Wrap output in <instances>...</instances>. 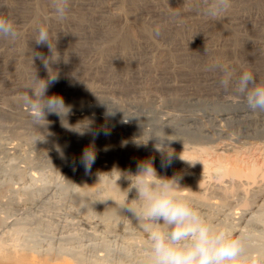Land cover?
<instances>
[{
	"label": "rangeland",
	"instance_id": "374dc122",
	"mask_svg": "<svg viewBox=\"0 0 264 264\" xmlns=\"http://www.w3.org/2000/svg\"><path fill=\"white\" fill-rule=\"evenodd\" d=\"M19 1L20 0H4V1L0 0V6H1L0 16L7 17L14 24L17 21L18 17L22 16V15L21 16H18V15L23 12V15L26 14V17H28V20H30L29 25L34 23L35 25H38V26L56 28V32L59 30L63 31L64 29L63 34L65 36L58 35L59 37H55V36L50 37L51 43H53L54 41H57V43L59 44L58 45L59 47L57 46V43H56L57 47L52 46L53 48L52 50L54 51L56 50L55 52L50 50L51 48L49 47L48 44H46L44 47L42 46L33 47L32 46V44L35 42L34 37L36 36L37 33H32V32L27 31L26 34H19L18 38L14 41L0 39V60L1 58L2 59L4 58L3 60H5V64H7L6 66L9 68V72L12 76V77L10 76V78H12L11 80L13 81L16 80V86L21 88V90L19 89V92H17L18 94L16 93L15 96L13 95V98L17 99V100L14 99L16 100L15 103L12 102L14 100H11L9 102L10 103L9 105L13 108V110L15 108L14 110L15 112H19V109L21 108L22 105L23 106L26 105L25 107L29 106V104L26 103L25 100L26 98L30 97V94H31L30 88H35L37 96H38L39 95L38 92L40 91L43 85V81H39V82L33 81L35 79L31 78V73L28 74V72H31V71L35 72L36 70V72L38 73L40 72L39 75L41 73L44 74L45 76L41 74V78H40V80L44 78L43 79L44 81H49L50 77L54 76L53 82L48 84V85H52L54 84V81H56L59 78V74L56 73L57 71L54 74L53 71H49V69H46V68H48V65L51 64V59H55V55H58L57 52L60 55H63V54L66 55L68 52V55L65 56L66 59L63 60V62L64 61L65 62L62 63L61 66H62V69L63 67H65L64 71H66L67 73L69 72L73 74V75L72 74L69 75L68 73L69 77L67 78H69L70 81L78 82V80L85 78L88 80L91 79L89 80V82H93L91 83V85L93 84V86L96 85L95 83H98L97 86L104 85V84H105L104 86H106L107 84L114 86L116 84L115 87L118 84H120L118 85L119 87L117 86L115 89L117 90V92L113 94V97L115 96L114 99L117 100L119 103L123 104V107L120 110L112 108L111 106H108L106 104L104 105V104L94 103L89 108H86L85 111L89 113L90 115L93 114V116L97 115L105 119L107 118L110 122V128L113 131L116 130L115 131L116 133L118 134L120 133L119 135L123 134L122 136L125 135L126 137H129L132 140L134 139V141H139L142 139L141 141L145 142V144L147 145L145 147V151L148 153L149 152L156 153L155 151L161 150V148L162 149L168 148V150L173 149L172 151H174V148H175L176 153L174 152L172 154L173 156L171 155L172 156L171 159L174 157V160H172L171 165L168 167H162L160 165L159 174L163 175V177H172L174 170L176 168L178 169L182 168V166L183 168H186V169L192 168V169H195L196 171H199L198 173H199L200 179L198 177L196 178L195 182H197V184L194 183L192 187L193 190H190L191 193L193 191L195 192L196 190L197 193L193 192L192 194L194 195L198 194V195H195L194 197L196 196L197 198L201 197L200 199L202 200L204 198V200H206L207 202H211L214 200L213 198L214 191L218 189L217 187L221 183H223V180H224L223 179L224 174H222L223 173L222 170L219 169L220 163L222 164L224 159L226 160L229 158L230 160V158L233 157L231 158V160L232 159L234 160L237 158L236 160H238L240 165L241 166L243 165L244 168L245 167L247 168L249 167V165L251 166L252 164V166L257 169H263L264 167L263 166L264 165L263 163L264 162L263 161L264 160V144H263L264 142L263 141L264 140V113L250 112L247 109L243 98L236 93L234 87L227 90V93L224 95V91H223L224 88H222V86L215 85L214 87L218 89L219 92H213L211 94L212 96L210 98L211 100L204 102V103H202V101H200L199 99L194 100V99H191L190 97L193 94L199 95V94H205L209 92V90L205 89V87L203 86V79L206 76H209L210 74L214 72H217L215 71L213 66L217 62V57L215 56H218V55H216L215 53L212 54L211 52L207 53V51H205L203 45H201L199 42L200 35L206 34L207 37H209V40L211 39L210 40L211 42L215 41V43L219 44V46L222 49H224L222 56L226 58L227 62L229 61L227 64L231 66V71L234 74H239V73L241 74L242 71L243 72L250 71L257 78L258 76H261L262 78H264L263 76L264 73L261 72V69L263 67V63H262L263 59L255 58L252 55L250 56V54L247 53V51L240 49L241 45L239 47L236 46V44H238L239 41L241 42L242 35L251 37L252 33H255V34L252 36L251 39L256 37L255 39L258 38L259 40L262 39V41H264V35H263L264 34V31H263L264 30V0H232L230 9L227 12L223 13L220 17L215 18V19L209 18L203 13V8L205 7L203 0H121V4L119 5L118 10H113L111 12L112 14L106 15L105 17H102L101 19L95 16L93 9L106 8L110 5V2L112 0H90V4L91 2L92 4L88 7L90 8L92 6L93 9L92 8L89 9V8H85V6L77 5L76 3H79V1L77 2V0H70L71 2L73 1L72 2L73 5L70 6L67 17L62 21L57 20L58 18L55 17L56 15L54 14L55 12L52 7L51 0H31L32 2L29 0L28 1L29 4L22 0L21 1L23 3ZM3 8L4 9L7 8V9L4 10ZM87 9H89L90 11ZM120 10H121V13H120ZM237 15L239 16L245 15L244 17L243 16L242 17L243 18L246 17L247 20L245 24H242L241 27H239L240 34L242 33L241 38H238L237 43H234L231 40V35L226 30V28H228L230 25L229 23V20H231L230 18L237 16ZM151 19L153 21L159 20V22L163 26H172L176 21L181 24L183 23L182 25L183 27H185L184 28L185 31H183L184 29H182V31L178 32L173 28L169 30V32L171 31L170 34L169 32L167 34L165 33L163 34L162 32H159V34L157 35L156 32L158 30V27L160 26L157 27L156 25V27H153L151 39L150 38L148 39L147 36H145L142 32H140V30L138 29L139 28L138 26L139 25L149 26L152 24L154 25V22ZM105 23L110 24V25H116L119 27H126V28H131V29L133 28L134 33H133V30L131 29L130 30H131V33L136 35L135 38L138 41L137 43H139L138 46H136V48L133 47V45L131 46L129 45V47H126V46L123 47L122 44H120V42L119 43L118 42L109 43L105 41V43H103L101 39L104 37H101L95 40V42L98 43L96 44L97 45V49H96L90 43L87 44L84 41L80 42L79 41L80 39H78L77 37L76 39H74L75 33H77L80 27H83L84 25H89L92 28L98 29L100 28L101 24H105ZM54 25H57V26H54ZM247 32H250V34ZM245 33L247 34L244 35ZM62 36L66 37L67 40L63 38ZM183 39L184 41L185 39L187 42L189 41L187 46L190 45L189 48L193 50L191 52L196 54L193 56V58H191L192 55L190 54L186 56L184 52V48L181 45ZM24 40H25V43L23 42ZM65 40L67 41L66 43L64 42ZM21 41L22 43H20ZM100 41L102 44H99ZM222 42L226 44V46L223 44L224 46L223 47L221 45ZM61 43L67 47L65 46L61 47L60 46ZM34 44H36V42ZM147 45L149 46L148 49L146 48ZM68 46L70 47L69 49H68ZM77 46H79V48ZM90 46L92 47L90 48ZM143 47L144 49L146 48L145 50L148 53L146 54L147 58H148V55L149 56L152 55L149 58L150 60L147 58L144 59V57L140 55H135L137 53L136 51L138 50V48L142 52L144 50L142 49ZM26 48L28 51H26ZM81 48H83V51ZM127 48L129 49L125 50ZM132 48L133 49L135 48V49L133 50ZM149 49L150 50L152 49L153 51L152 50L150 51ZM29 50L30 51L32 50L31 53H29L30 52ZM61 50H63L64 53H62ZM33 51L34 52L37 51L36 52L37 54L34 53L36 54L34 56H37L39 53L37 57L39 58V60L37 62L40 63V66H38V68L36 69H33L26 63L30 57H33L32 55L31 56L29 55V54H32ZM44 51L47 53L45 54ZM120 51L123 53V55L121 54L122 57L119 63H116L115 61L112 63L113 54L118 53ZM130 51L132 52V54L133 52L134 53L136 52L133 57ZM51 52L53 53L51 54ZM80 52H82L83 54ZM26 53H29V54H26ZM153 53H154V57H153ZM197 53L199 54V56ZM49 54L50 56H48ZM13 55H15L16 57ZM52 55H53V58H52ZM71 55L73 57H70ZM25 56L27 57L29 56L28 59H25ZM46 57L48 59H45ZM69 57L73 59L75 58V60H72L71 62ZM92 58H93V62H92ZM123 58H125V60L121 61L123 60ZM215 58L216 60L214 61L213 59ZM86 59H88L87 61L89 62H86ZM184 59L187 61H185ZM55 61L56 60H53L52 63H54ZM74 61L75 63H73ZM145 61L146 62L150 61V62L146 63ZM189 62H190V66L192 65V67L189 66ZM63 64H66V65H63ZM119 64L121 67H119ZM45 66L46 68H44ZM137 66H139L138 69H137ZM191 68H192V71H191ZM44 69L49 71V74L47 71L45 72ZM135 70L136 71L138 70V71L134 73L133 71ZM140 72H141V75H138L140 74ZM51 73H53L54 75L52 74L51 76ZM118 73L120 74L122 73L121 77L117 76V80L119 79L117 81L118 83L114 82V85H113V83L112 84L110 83L112 82L111 80L110 82L109 80L108 82H106L107 80L104 77L109 76L110 74L112 75L115 74L114 76H116L118 75ZM206 73L207 75H205ZM73 76L75 80L73 79ZM140 76H142V78ZM123 77L125 78L123 79ZM168 77L173 80H177L178 82L184 81L183 83H185V88H184L185 90L179 91L180 93L182 94L185 93V95H187L186 103L181 105V108L180 106H177L176 104L173 105L174 103H172V99H171L172 95L170 94L171 95L170 96L169 93H167L168 90L165 87H164L165 89L163 88L164 84L162 83L164 82V79ZM103 78L105 79V81H102L104 80ZM135 79L136 80L142 79L141 81L145 82L143 83L144 84L143 86L145 88L147 87L146 88L147 90L145 89V93H147L145 94L146 96H148L149 94H152L154 91L153 94H157L158 97L161 96L160 99L163 103L151 105L148 108H144V109L142 107L139 108L140 106L135 105L136 101L138 100L137 99L138 96L131 95L132 90L133 91L135 90V88L133 89V86H132L134 82H135V86H137L136 81H134ZM5 83L6 82H0L1 84L0 86H4V89L3 87H0V96L2 95L5 97V95H7L8 97L9 96L8 93L10 92V90L8 88V85H6ZM125 85L129 86L128 87L129 91L123 88ZM118 90L122 91L123 93ZM125 90L128 91L129 93L131 90V94H128V92H126ZM20 92H23V93H20ZM25 93L29 97H27ZM133 94H136V93L133 92ZM142 99H144V97ZM32 103L36 104L33 99H32ZM176 106L178 109L176 108ZM37 108L39 109V107ZM181 109L185 111L177 112ZM174 111H176L179 114H181L182 112H183L182 114H185V113L193 114V115L195 114V115H198L200 119L198 121L178 120V121H175L174 123H171L172 120L163 121V119H165L164 114L166 115L165 117H169L168 113L169 114L176 113ZM222 111H227L228 115L219 116L220 114H222L221 113ZM44 113L52 115V116L58 115L56 113L48 112L47 109L44 110ZM128 118L130 120H128ZM253 118H255L256 120L258 119L257 120L258 123L256 120L253 121ZM249 119L251 120L249 121ZM125 120H128L129 123L131 122V124L127 126L124 125L123 123ZM167 121L170 122L171 125ZM249 122L254 125H250ZM164 123L165 124L167 123V124L164 125ZM168 124L169 126H167ZM252 126H253V129H252ZM56 133L54 137L56 136L57 139L58 138L61 139L62 137L61 133L62 135L64 134L63 137H65L66 136L65 134L67 132L65 128H62L60 131H58L57 134ZM17 141L19 142V140ZM121 144H124L125 146V143L121 142ZM204 148H206L207 151ZM177 151H178V154H180L179 156L177 154ZM27 152L28 150H26V152L23 151L22 156L16 154L15 152H11V154L10 153L7 154L6 152L5 153L0 152V254L2 253L5 254L7 252L9 253L10 252L12 253L20 252L24 249H25V252L27 253H34V252L43 253V252H47L48 250H51L52 253L57 254L58 252H65L68 249H75V250L81 251L85 257H88V260L89 258L90 260H92L94 259L95 254L97 253L98 255L103 254L102 251H97V250L103 249V244H105L110 250L114 252V254L113 252L111 253L114 258L119 257L120 251L124 249H127V250L130 249L131 255H134L135 253L138 252L136 250L138 245H139L138 247L139 249L140 248L141 250L144 249L143 244L137 242L136 241L137 239L135 237L133 238H135L136 240H134L133 238L132 239L130 238L131 234L137 233L138 230L132 224L130 217L127 215L128 212L126 211H125L126 214L124 212L121 219L119 220V225L125 224L126 228L124 232L128 234L120 238H115L113 236L114 234H112L113 232L109 230L108 231L105 230L106 232L98 230L96 232L93 231V233L94 232L95 233L92 235L95 236V239H94V236L91 235L92 231H90L89 229L88 231L86 229V232H85V230H83L85 228H82L80 225L78 226L76 220L71 216V213H70V210L75 208L74 207L75 205L73 206V204H75L74 201H75L76 193H79L80 191H82L81 187L83 188V185L79 183L80 179H79L78 174L80 175V173L82 172L83 173L87 172L88 175H90V179L92 180L91 186L94 185L93 187L90 188L91 193H92L91 198L93 200L92 201L93 204L91 206L93 210L95 211V215H98V213L100 214L102 213L103 211L102 209L104 207L110 205L109 202L108 203L106 202V197L108 196V192L111 188L117 189L119 191V194H120L119 199H121L123 205L126 202H128L127 193H128L129 188L131 187L130 185L131 181H133V183L135 182L136 177L134 176L137 174V169H133L132 167L130 168L126 166L123 169L120 168L121 170H119L117 168L113 169V168H108L104 166L100 167L98 164H97L98 166L97 168L95 166L96 163H94V164H91L93 165V167H91L90 170L85 171V166H83L82 169L84 170L81 171L80 167H78L77 165H71L67 167L62 166L58 163L49 162L48 159H46L43 156L40 158V161L36 162V158L39 157L38 152L29 151L28 154ZM24 158L26 160H24ZM33 159L36 162V164L30 162ZM177 161H180V162H177ZM187 164L189 165L188 167H187ZM226 164H229V163H226ZM211 169L214 170V173H212L213 170ZM259 176H260L258 177L259 180L261 179L260 181L263 183L264 181L262 179L264 177L261 176V174ZM216 177L219 181L216 179ZM258 178L253 179L252 182H249V184L248 182L245 181V178H244V180L242 179L243 182L241 181L242 184L244 183L243 185L236 183L237 185L235 186L234 184V187H233L232 184L226 183L225 186L223 187L224 189L220 188L222 190V193H224V195L227 196V193H228L227 197H229V200L231 196L232 198H234V199L231 198L232 199L231 203L233 204L235 203L234 210L237 211L238 209L237 207L238 201H236L238 198H236V193L234 194L232 190L233 191L235 190V192L236 190L237 192L243 190L242 192L244 193L248 192V194L247 193L245 194H247V196L250 197L251 194L249 193H251L250 191L252 189L250 186L253 187L254 185H257V183L258 184L261 183L260 181L259 182L257 181ZM253 181H256L254 185H252L254 183ZM194 186L196 189H194ZM208 187H211V188H208ZM235 187L236 189H234ZM28 194L32 195L34 199L36 200L34 201L32 200L33 202L29 201L27 203V198L30 197ZM134 196H135V190L133 189L131 192L128 193V199L131 200L134 198ZM104 198L105 200H103ZM40 201H43V202H40ZM30 203L32 205H30ZM128 203H130L131 206L133 207L136 206L135 202H128ZM215 212L216 211H214L213 213L215 214ZM215 224H216V221H213V225L217 226V224H219L218 220H217V224L216 225ZM133 234L132 236H134ZM131 240H133L132 243H131ZM134 241L137 243H134ZM84 244H92L94 246L90 245V247L89 246L84 247Z\"/></svg>",
	"mask_w": 264,
	"mask_h": 264
},
{
	"label": "bare ground",
	"instance_id": "6f19581e",
	"mask_svg": "<svg viewBox=\"0 0 264 264\" xmlns=\"http://www.w3.org/2000/svg\"><path fill=\"white\" fill-rule=\"evenodd\" d=\"M22 1H25V2L28 3L29 0H22ZM78 1H79V3H76V2H74V3H76L77 5L85 6V8H89L88 6H90L92 4V2L90 4V0L89 1H87V0H77V2ZM72 2L70 1V6L73 5ZM120 4H121V0H112L110 2V5L108 7H106V8L93 9L92 6L90 8L93 9V11L95 13V16L97 18L99 17L101 19L102 17H105L106 15L112 14L111 12L113 10H118V7H119ZM37 6H38V4H37ZM94 8H96V7H94ZM6 9H4V10H6ZM89 9H87V10H89ZM92 9H91V11H92ZM120 13H121V10H120ZM54 14H53V16H54ZM18 16H21V17H18L17 21L15 20L16 22L14 21L15 22L14 23V26L17 29V31H18L19 34H26L27 31L28 32H32V33H37L38 29L44 28V29H46L49 32V36L50 37L51 36L59 37L58 35H64L63 34L64 33L63 32L64 29H63V31L59 30V31L56 32V28L38 26V25H35L34 23L31 24V25H29V23H30L29 21L30 20H28V17H26V14L23 15V12L21 14H19ZM242 16L237 15V16H234V17L230 18L231 19V20H229L230 25H229L228 28H226V30L231 35V40L234 43H237L238 38H241V34L242 33L240 34V31H239L240 28L239 27H241L242 24H245L246 23V20H247L246 17H245L246 19L243 18L245 15L243 17ZM55 19H53V20H55ZM153 22H154V25L152 24V25H149V26H146V25H139L138 26L139 27L138 29L140 30V32H142L145 36H147L148 39L149 38L151 39L153 27H156V25H157V27L160 26V27H158V31L159 32H162L163 34L164 33L167 34L169 32V30H171L173 28L176 31H178V32L179 31H182V29L185 28L182 25L183 23L181 24V23H179L177 21L172 26H163L159 22V20H156V21H153ZM54 26H57V25H54ZM256 27H257V25H256ZM95 29L96 28H92L89 25H84L83 27H80L78 29V31L76 30L77 33H75L74 39H76V37H77L78 39H80L79 40L80 42L81 41H84L87 44L90 43L96 49H97V45L96 44H98V43L95 42V40L97 38H101V37H104V38L101 39V41H103V43H105V41H107L109 43L110 42H114V43L115 42L116 43L117 42L118 43L120 42V44H122L123 47L124 46L129 47V45L130 46L133 45V47L136 48V46H138V44H139V43H137L138 41L135 38L136 35L133 34L134 33V29L133 28L131 29V28H126V27H119V26H116V25H110V24L105 23V24H101L100 25V28H98L96 30ZM130 29L133 30V33H131V30ZM262 30H263V28H262ZM183 31H185V29ZM243 31H245V30H243ZM170 32H169V34H170ZM247 33L250 34V32H247ZM247 33H245L244 35H246ZM201 34H202V32H201ZM254 34L255 33H252V36ZM20 36H22V35H20ZM252 36L251 37H248V36H243L242 35V38L243 39L241 38V42L239 41V43L236 44V46L239 47L241 45L240 46V49H242L244 51H247V53H249L250 56L252 55L255 58H261V59H263V61H262L263 67L261 69V72L264 73V41H262V39L259 40L258 38H257L258 39L257 40V39H255L256 37H254L253 39H251ZM63 38L66 39V37H63ZM66 40L64 41L65 43L67 42ZM210 40H209V37H207L206 34L199 36V42H200L201 45H203L205 51H207V53L208 52H211L212 54L215 53L216 55H218V56H215V57H217V62L218 63L216 62L215 65L213 66V68L217 72H214L212 74H210V72H209L210 75L209 76H206L203 79V86L205 87V89H208L209 92H207L205 94H199V95L193 94L190 97L191 99H194V100L195 99H199L200 101H202V103L207 102V101H210L211 100L210 98L212 97L211 94L213 92H219V90L216 89L214 86L215 85L221 86L220 83H219V81L225 75V73L223 71L224 69H227L228 72H230L232 74L233 79L238 78V76L240 75V73L239 74H234L231 71V66H229V64H227L229 61L227 62L226 61V58H224V56H222L224 49H222L219 46V44L215 43V41L214 42H211ZM101 41H100L99 44H102ZM23 42L25 43V40ZM188 42L186 41V39H185V41L183 39L181 45L184 48V52H185L186 56H188V54H190V55H192L191 58H193V56L196 55V54L193 53V52H191L193 50H191L189 48L190 45L187 46L188 45ZM223 42L221 44L222 46L224 44ZM20 43H22V41ZM56 43H57V41H54L51 44H52L53 47H55L56 46ZM225 43H226V41H225ZM33 44H32L33 47H38V46L39 47L40 46L44 47L47 43L39 44V45L38 44H34L33 45ZM58 45L59 44L57 43V46ZM158 45H160V44H158ZM224 45L226 46V44H224ZM60 46L61 47H64L65 45H63L61 43ZM92 46H90V48ZM147 46H146V48L148 49L149 46L148 47ZM29 47H27V48H29ZM65 47H67V46H65ZM77 47L79 48V46H77ZM27 48H26V51H28ZM50 48H51L50 50L53 49L52 47H50ZM69 48L70 47L68 46V49ZM60 49H62V48H60ZM81 49L83 51V48H81ZM128 49L129 48H127L125 50H128ZM142 49H144V47ZM145 49L141 52L140 49L138 48V50L136 51L137 53L135 52L136 54L134 52L132 54L131 51H130V53L132 54V57L135 54V55H140V56L144 57V59H146L147 58V55L146 54H148V53H147V51ZM43 50H44V48H43ZM47 50H45V51H47ZM63 50H61L62 53H64ZM31 51L29 53H31ZM34 51H35V49H34ZM34 51L32 52V54L26 53V54H29L30 56L32 55L33 57H30L28 59L29 56L28 57L25 56V59H28V61L27 62L25 61V62L27 63V65H29L33 69H36V68H38V66H40V63L37 62L39 60V58H37L38 55H39V53H38L37 56H34V55L37 54L36 53L37 51L36 52H34ZM52 51H54V50H52ZM139 51H140V53H139ZM38 52H39V50H38ZM120 52L113 54L112 63L114 61L116 63H119V61H120V59H121V57L123 55V53L122 52L120 53ZM34 53H36V54H34ZM46 53L47 52H45V54ZM52 53L53 52H51V54ZM80 53H82V52H80ZM245 53H244V55H245ZM57 54L58 55H55V59H51V64L48 65V68H46V66L44 67L46 69H49V71H53L54 74H55L56 71H57L56 73L59 74V78L56 81H54V84L48 85V89H47L45 95L47 97H51V96L61 97L63 99V101H64V104H65V107L67 109V112L65 114L56 115V116H54V115L52 116V115H49V114L44 113V117L43 118H42V114L40 113V111H39L38 108H34L33 109V108H30L29 106L28 107H25L26 105L23 106L21 104L22 106L19 109V112H15L14 111L15 108L13 110V108L9 105L10 104L9 102L11 100L16 99V98H13V95L15 96V94L17 92H19V89L21 90V88H19V87L16 86V80H14L15 82L13 80H11L12 78H10L11 74L9 72V68L6 66L7 64H5V60H3L4 58L3 59L1 58V60H0V82H6L5 84L8 85V88H9L10 92L8 93V95H9L8 97L5 94H3V95H5V97L2 96V95L0 96V97H2V98H0V152H4V153L6 152L7 154L8 153L11 154V152H15L16 154L22 156L23 155L22 154L23 151H25V152H26V150H28V152L29 151H37L38 154H39V157L36 158V162L37 161H40V158L43 156L46 159H48L49 162L58 163V164H60L62 166H66V167L67 166H71V165H77L78 167H80V170L83 171L84 169H82V167L84 166V164L82 163V160H83L84 154H85L86 151H91L95 155L94 163H96L95 166L97 168H98L97 164L100 167L101 166H104V167L113 168V169H116L117 168L119 170H121L120 168L123 169L124 167L127 166V167H130V168L132 167L133 169H137V171H138V166L141 163L150 162L152 164V166L155 168L157 174L159 176H163V175H160L159 174V170H160L159 167L161 165V161L164 160V159L166 160L168 158L167 157L168 156V153L169 154H171V153L173 154L174 152L176 153L175 148H174V151H172L173 149L172 150H170V149L168 150V148L167 149H162L161 148V150L155 151L157 154L156 153H150V152H149L150 153L149 154L148 152L145 151V147L147 145L145 144V142L141 141L142 139L141 140L138 139L139 141H134V139L132 140L129 137H126L125 135L122 136L123 134L122 135H119L120 133L118 134V133L115 132L116 130L113 131L110 128V122H109V120L107 118L105 119V118L99 117L97 115L96 116H93V114L90 115L89 113H87L85 111L86 108H89L94 103H96V104L99 103V104H104V105L106 104V105L111 106L112 108H115V109H118V110H120L123 107V104H121L117 100H115L114 99L115 96L113 97V94H115L117 92V90H115L116 87L118 85H120V84H118L115 87L116 84L114 85V82L116 83L119 80V79L117 80V76L121 77V74L123 72L121 74L118 73V75H116V76H114L115 74L114 75L110 74L109 76L104 77L107 80L106 82H108V80L110 82V80H111L112 82H110V83L111 84L113 83L114 86H112L110 84L109 85L107 84L106 86H104L105 85L104 83H103L104 85H99V86H97L98 83H95L96 85L93 86V84L91 85V83H93V82H89V80H91V79L88 80V79H85V78H82V79L78 80V82H76V81H70V79L67 78V77H69L68 76V73L69 72L67 73L66 71H64V68L65 67H63V69H62V66H61V64L65 62V61L63 62V60L66 59L65 56L68 55V52H67L66 55L65 54L60 55L58 52H57ZM201 54H203V53H201ZM182 55H183V53H182ZM13 56H15V55H13ZM48 56H50V54ZM151 56L148 55V58L147 59H149ZM198 56H199V54H198ZM198 56H197V58H198ZM47 57L45 59H48ZM70 57H73V56L71 55ZM70 57H69V59L71 60V62H72V60H75V58L73 59V58H70ZM153 57H154V53H153ZM52 58H53V55H52ZM85 58H83V59H85ZM7 59H9V58H7ZM53 60H56V61L54 63H52ZM61 60H62V62H61ZM87 60L88 59H86V62H89ZM124 60H125V58H123V60H121V61H124ZM197 60H199V59H197ZM213 60L215 61L216 58L213 59ZM185 61H187V60H185ZM77 62H78V60H77ZM92 62H93V58H92ZM149 62H146V63H149ZM170 62H172V61H170ZM170 62H168V63H170ZM69 63H70V61H69ZM73 63H75V61ZM151 64H153V63H151ZM63 65H66V64H63ZM8 66H9V64H8ZM189 66H190V62H189ZM119 67H121L120 64H119ZM122 67H123V65H122ZM190 67H192V65ZM138 68H139V66H137V69ZM39 69H41V68H39ZM174 70H175V68H174ZM24 71H25V69H24ZM46 71L47 70H45V72ZM49 71H47L48 74H49ZM137 71L135 70L133 72L135 73ZM191 71H192V68H191ZM197 71H198V69H197ZM41 72H42V70H41ZM30 73H31V78L35 79L33 81H36V79L37 80H40L42 73L39 75L40 72L38 73V72H36V70H35V72L34 71L33 72L32 71L31 72H28V74H30ZM52 74L53 73H51V76H52ZM70 74H72V73H69V75ZM42 75H44V74H42ZM75 75H77V74H75ZM138 75H141V72ZM138 75H136V76H138ZM205 75H207V73ZM74 76H73V79H74ZM78 76H79V74H78ZM85 76H87V75H85ZM125 77H127V76H125ZM125 77H123V79ZM140 77L142 78V76H140ZM140 77H139V79H140ZM173 78H175V77H173ZM43 79L44 78H42V80ZM76 80H77V78H76ZM141 80H136V79L134 80V81H136V85L137 86H135V82H134L133 85L130 84V85L133 86V89L135 88L134 91L132 90V94H131V90H130V93L128 92L129 91V88H128L129 86H126L125 85L126 88H125V86L124 87L121 86L124 89H127L128 90V91L125 90L126 92H128V94L135 95V96L137 95L138 96V98H137L138 100L136 101L135 105L140 106L139 108L142 107L144 109V108H148L151 105H156V104L163 103L161 101V99H160L161 96L158 97L157 94H153L154 91H153V93L151 92L152 94H149L148 96L145 95V94H147V93H145V89L147 87L145 88L143 86L144 85L143 83H145V82H142ZM102 81H105V79L102 80ZM257 81L258 82H261V83H264V78H262L261 76H258ZM183 82H178L177 80H173V79H171V78L168 77V78L164 79V82L162 83V84H164L163 85V88L165 87L168 90L167 93H169V95L170 94L172 95V96L171 95L170 96L172 97L171 99H172V103H174L173 105L176 104L177 106H180V108H181V105L185 104L186 103V100H187L186 99L187 98V95H185L184 92H183L184 94H182V93L179 92L180 90H185L184 89L185 88V83H183ZM6 85H5V87H6ZM0 87H3V89H4V86H0ZM231 88H233V87H230L229 89H231ZM229 89H223L224 95L227 93V90H229ZM4 91H6V90H4ZM118 91H120V90H118ZM122 91H123V89H122ZM122 91H120V92H122ZM133 92L136 93V94H133ZM20 93H23V92H20ZM25 95L27 97H29L26 93H25ZM21 97H23V96H21ZM143 97H144V99H142ZM16 100H14L12 102L15 103ZM33 100L38 105H40L42 103L38 99H35L34 98ZM132 104H133V102H132ZM177 106H176V108H177ZM66 109H61V111L64 112V111H66ZM173 110H175V109H173ZM181 111H183V110L181 109V110H179L177 112H181ZM174 112H176V111H174ZM177 112L176 113H173V114L170 113L171 115L168 113L169 117H165L166 115L164 114V118L165 119L162 118L163 121H165V120H168V121L170 120L171 121L172 120L171 123H174L175 121H178V120L198 121L200 119V117H198V115H195V114L194 115L193 114H186V113L185 114H182L183 112L181 114H179ZM221 113L222 114H220V115L218 114V115L219 116H226V115H228V112L227 111H222ZM229 114H230V112H229ZM139 119H140V117H139ZM128 120H130V119L128 118ZM128 120H125L123 124L126 125V126L129 125V124H131V122L129 123ZM250 120L251 119H249V121ZM254 120H256V119L253 118V121ZM161 123H163V122H161ZM168 123L170 124V122H168ZM257 123H258V121H257ZM259 123H261V122H259ZM166 124L164 123V125H166ZM169 124L167 126H169ZM250 125H254V124H251L250 123ZM118 126H119V124H118ZM249 127H251V126H249ZM62 128H65L66 129V132H67L65 134L66 136L63 137L64 134L62 135V133H61V136H62L61 139L60 138L57 139L56 136L54 137V135H55L56 132L58 133V131H60ZM252 129H253V126H252ZM59 135H60V133H59ZM17 140H19V142ZM121 142L122 143H125V146H124V144H121ZM263 144H264V142H263ZM206 148H204V149H206ZM207 149H206V151H207ZM187 151H189V150H187ZM28 152H27V154H28ZM180 152H181V150H180ZM177 154H178V151H177ZM179 155L180 154H178V156ZM186 156H187V154H186ZM236 157H237V155H236ZM231 158H233V157H231ZM231 158H230V160H229V158L226 159V160L224 159L223 162L221 161L222 164L218 161L220 163V166H219L220 168L219 169L222 170V172H223L222 174H224V177L226 179L223 176H221L224 179V180L222 179L223 180V183H221V184L219 183L220 185L217 187L218 189L216 191H214V194H213L214 200L211 201V202H207L206 200H204V198L202 200V199H200L201 197H199V196H198L199 198H197V196L194 197L195 195H198V194H195L194 195V194H192L194 191L192 193L190 191V190H193L192 187H193L194 183L197 184V182H195V181H196V178L197 177L199 178V173H198L199 171H196L195 169H192V168L186 169V168H183V166H182V168H179V169L176 168L174 170L173 176L174 175H180L182 177V179L180 180V184L183 187L181 189V194L183 196H185V197L190 198L192 201L195 202V204L197 205L198 209L202 212V214L206 217L207 221L210 224L213 225V221H216V224H217V220H218L219 224H217V227H220L221 226V227L230 228L232 230L233 236L235 238H243V243H244V246L246 248V258L240 260L239 261V264H264V182L262 183L260 181L261 179L259 180V178H258V177H260L259 176L260 174H261V176L264 177V167H263V169H257L255 167H253L252 164H251V166L249 165V167H247V168L245 167L244 168V166L243 165L241 166L240 163H239V161L236 160L237 158L234 159V160L233 159L231 160ZM26 159H27V157H26ZM26 159L24 158V160H26ZM175 159H176V157H175ZM172 160H174V157L172 158ZM30 162L36 164V162L34 161V159L31 160ZM177 162H180V161H177ZM94 163H92V164H94ZM226 163H229V164H226ZM182 164H184V163H182ZM254 164H255V162H254ZM188 166L189 165L187 164V167ZM192 166H193V164H192ZM91 167H93V165H91ZM73 170H74V168H73ZM211 170H213V169H211ZM85 171H87L86 168H85ZM170 171H172V170H170ZM210 172H212V171H210ZM212 173H214V170H213ZM76 174H78V173H76ZM78 176H79V179H80L79 183H81L83 185V188L81 187L82 191H80L79 193H76V195H75V201H74L75 204H73V206L75 205L74 206L75 208H73L72 210H70L71 216L76 220L78 226L80 225L82 228H85V229H83V230H85V232H86V229L87 230L89 229L90 231H92L91 235L94 234L98 230L103 231V232H106V231L109 230V231L113 232L112 234H114L113 236L115 238H120V237H123L124 235L128 234V233H125L124 232L125 231V228H126L125 227V224L124 225H119V220L121 219L122 215L125 212L124 210L121 209V206L123 204H122L121 199H119V196H120L119 191L117 189L111 188L109 190V192H108V196L106 197V202L107 203L109 202L110 205L104 207L102 209L103 211H102L101 214L98 213V215H95V211L93 210V208L91 206L93 204V202H92L93 200L91 198V194L92 193H91L90 188L93 187L94 185L91 186L92 185V180L90 179V175H88L87 172H84V173L82 172V173H80V175L78 174ZM244 178H245V181L248 182V184H249V182H252L253 179H257V178H258L257 181L258 182L259 181L261 182L259 184L257 183V185H254L256 183V181H253L254 183L252 185H254V186L253 187L250 186L252 188L251 191H250L251 193H249V194H251L250 197L247 196L248 192H245V193H247V194H245L244 192H242L243 190L242 191H238V192H237V190H236V192H235V190L234 191L232 190V188L234 187V184H235V186L237 184H242ZM216 179H217V177H216ZM249 179H251V180H249ZM262 180L264 181V178ZM197 181H198V179H197ZM226 183L227 184H229V183L232 184L233 187L231 188V190H232V192L234 194L236 193V198H238L236 200V201H238L237 202L238 203V206H237L238 209H237V211L234 210L235 209L234 208V204L235 203L234 204L231 203L232 199H234V198H232V196H231L232 199L230 198V200H229V197H227L228 196V193H227V196H226V195H224V193H222V190L220 189V188H223ZM228 186H230V185H228ZM208 188H211V187H208ZM194 189H196L195 186H194ZM215 189H216V187H215ZM234 189H236V187ZM195 192H196V190H195ZM29 196L30 197L27 198V203L29 201L36 200V199H34V197L32 195H29ZM103 200H105V198ZM37 201H39V200H37ZM40 202H43V201H40ZM30 205H32V204L30 203ZM214 211H216L215 214L213 213ZM126 212H125V214H126ZM127 215L130 217L132 224L138 230L137 233H135V234L132 233L134 236H132V234H131V237L130 238L132 239L133 237H135L137 240L135 238H133V239L136 240L137 242L143 244V248H144L143 250H141V248L140 249L138 248L139 245H138V247L136 246L138 248V249L136 248V250L138 252L135 253V254L133 253L134 255H131V250L130 249L129 250L124 249V250L120 251L119 257L114 258L112 256V254H111L113 251L110 250L105 244H103V249L102 250H97V251H102L103 254H101V255H98V253L95 254L94 255L95 257L92 260H90V258L88 260V257H85L84 254L81 251H78V250H75V249H68L65 252H58L57 254L52 253L51 250H48L47 252H43V253H36V252H34V253H27V252H25V249L24 250L21 249L22 251L19 250L20 252H13V253L12 252H10V253L7 252L5 254L4 253L0 254V264H143V262L146 261V259H147V236L144 233V231L141 229L140 225L131 216V214L128 213ZM93 231H95V232L93 233ZM119 231L122 232V233H120ZM117 232H119V233H117ZM92 236H94V235H92ZM94 239H95V236H94ZM132 241L133 240H131V243H132ZM137 242L134 241V243H137ZM93 244H95V243H93ZM90 245H92V244H84V247L85 246L86 247L87 246L90 247ZM92 246H94V245H92ZM104 252H105V254H104ZM113 254H114V252H113Z\"/></svg>",
	"mask_w": 264,
	"mask_h": 264
},
{
	"label": "clouds",
	"instance_id": "9594fccd",
	"mask_svg": "<svg viewBox=\"0 0 264 264\" xmlns=\"http://www.w3.org/2000/svg\"><path fill=\"white\" fill-rule=\"evenodd\" d=\"M203 2V13L215 19L230 9L232 0ZM51 4L58 20H64L70 0H51ZM156 34H159L158 30ZM18 35L14 24L0 16V39L14 41ZM34 40L38 45L47 43L52 47L49 32L44 28L38 29ZM223 71L225 75L219 81L220 85L224 89L234 87L250 112L264 113V83L258 82L250 71L242 72L235 79L227 69ZM53 80L54 76L49 81L36 79L43 81L39 95L35 88H30V97L25 100L30 108L39 107L42 118L45 109L58 115L67 112L61 97L45 95ZM34 98L42 103H32ZM171 155L168 153L167 160L161 161L162 167L171 165ZM94 160V153L86 151L82 160L86 170H90ZM134 177L135 182L131 181L128 193L134 189L135 196L129 200L127 193V201L135 202L136 206L126 202L121 209L131 214L147 236V259L143 264H239L246 258L243 238H235L230 228L210 224L195 202L181 194L180 175L159 176L150 162H144L138 166Z\"/></svg>",
	"mask_w": 264,
	"mask_h": 264
}]
</instances>
